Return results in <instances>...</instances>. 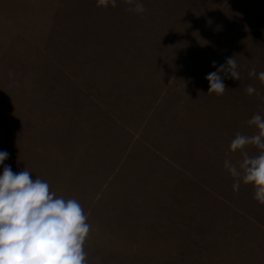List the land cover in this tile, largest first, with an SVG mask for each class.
<instances>
[{
	"label": "rangeland",
	"instance_id": "rangeland-1",
	"mask_svg": "<svg viewBox=\"0 0 264 264\" xmlns=\"http://www.w3.org/2000/svg\"><path fill=\"white\" fill-rule=\"evenodd\" d=\"M141 2L0 0V173L81 203L89 264H264V204L223 168L264 116V0Z\"/></svg>",
	"mask_w": 264,
	"mask_h": 264
},
{
	"label": "clouds",
	"instance_id": "clouds-1",
	"mask_svg": "<svg viewBox=\"0 0 264 264\" xmlns=\"http://www.w3.org/2000/svg\"><path fill=\"white\" fill-rule=\"evenodd\" d=\"M123 3L128 5L127 11L135 14L146 11L141 0ZM95 6L115 8L117 0H96ZM212 66L216 67L215 61ZM248 76L264 85V71L257 72L253 67ZM226 78L240 80L234 56L205 76L209 84L207 93L223 95ZM244 91L264 100V95L251 84ZM246 123L256 131L251 135L235 134L228 147L231 152L239 151L241 159L235 163L225 159L223 168L233 178L234 192L239 191L241 183L250 184L253 199L264 204V116L254 114ZM248 146H255L258 155L250 156ZM8 155L0 151V164ZM87 221L77 199L58 197L50 191L47 181L33 178L28 170L14 173L9 165H4L0 173V264H89L85 244L91 225Z\"/></svg>",
	"mask_w": 264,
	"mask_h": 264
}]
</instances>
